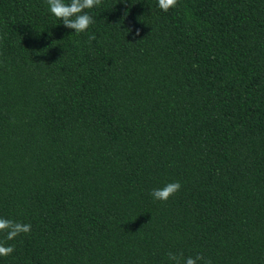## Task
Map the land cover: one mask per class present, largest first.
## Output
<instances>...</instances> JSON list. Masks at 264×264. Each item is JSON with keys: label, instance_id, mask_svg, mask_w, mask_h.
I'll return each instance as SVG.
<instances>
[{"label": "trees", "instance_id": "1", "mask_svg": "<svg viewBox=\"0 0 264 264\" xmlns=\"http://www.w3.org/2000/svg\"><path fill=\"white\" fill-rule=\"evenodd\" d=\"M85 11L0 0V264H264V0Z\"/></svg>", "mask_w": 264, "mask_h": 264}, {"label": "clouds", "instance_id": "2", "mask_svg": "<svg viewBox=\"0 0 264 264\" xmlns=\"http://www.w3.org/2000/svg\"><path fill=\"white\" fill-rule=\"evenodd\" d=\"M51 14L57 20L61 21L66 28L75 30L76 34L85 32L90 25L94 23L93 17L85 10L92 9L101 5L102 0H46ZM178 0H158V6L164 12L176 7ZM139 35V32L136 33ZM90 40H95L96 36L89 37ZM181 189L180 182H170L162 188L153 189L151 195L155 200L166 202ZM0 232L5 233L6 239L14 240L21 234H29L31 232V225L27 223L17 222L11 219L0 218ZM14 246H5L0 243V257H6L14 252ZM169 260L175 264H198L203 261V264H212L210 260H206L203 255L196 257L184 258L181 253L179 256L174 253H169Z\"/></svg>", "mask_w": 264, "mask_h": 264}]
</instances>
